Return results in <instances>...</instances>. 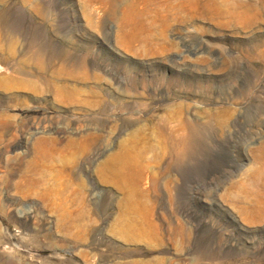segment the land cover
Masks as SVG:
<instances>
[{
	"label": "rangeland",
	"instance_id": "obj_1",
	"mask_svg": "<svg viewBox=\"0 0 264 264\" xmlns=\"http://www.w3.org/2000/svg\"><path fill=\"white\" fill-rule=\"evenodd\" d=\"M0 264H264V0H0Z\"/></svg>",
	"mask_w": 264,
	"mask_h": 264
},
{
	"label": "bare ground",
	"instance_id": "obj_2",
	"mask_svg": "<svg viewBox=\"0 0 264 264\" xmlns=\"http://www.w3.org/2000/svg\"><path fill=\"white\" fill-rule=\"evenodd\" d=\"M192 131V130H191ZM188 138V137H187ZM188 144V143H187ZM177 147H178V153H179V156L180 157H182V156H185V154L187 153V147H186V144L185 143H183L182 142V144L181 143H179V144H177ZM189 149V148H188ZM177 153V154H178ZM261 180V179H260Z\"/></svg>",
	"mask_w": 264,
	"mask_h": 264
}]
</instances>
